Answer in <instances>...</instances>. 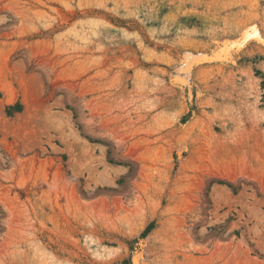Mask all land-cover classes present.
<instances>
[{"label":"rangeland","instance_id":"374dc122","mask_svg":"<svg viewBox=\"0 0 264 264\" xmlns=\"http://www.w3.org/2000/svg\"><path fill=\"white\" fill-rule=\"evenodd\" d=\"M51 263L264 264V0H0V264Z\"/></svg>","mask_w":264,"mask_h":264},{"label":"bare ground","instance_id":"6f19581e","mask_svg":"<svg viewBox=\"0 0 264 264\" xmlns=\"http://www.w3.org/2000/svg\"><path fill=\"white\" fill-rule=\"evenodd\" d=\"M225 51H227V50H225ZM8 101L10 102V103H13L14 101H15V99L13 98V97H11V98H9L8 99ZM27 104L29 105V102L27 101ZM30 107V106H29ZM41 262V261H40ZM52 264V263H51Z\"/></svg>","mask_w":264,"mask_h":264},{"label":"snow or ice","instance_id":"6c2138e0","mask_svg":"<svg viewBox=\"0 0 264 264\" xmlns=\"http://www.w3.org/2000/svg\"><path fill=\"white\" fill-rule=\"evenodd\" d=\"M253 31H255V29H253ZM245 39H247V34L242 35L240 38L241 42L244 41Z\"/></svg>","mask_w":264,"mask_h":264}]
</instances>
